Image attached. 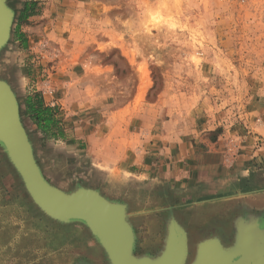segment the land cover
Segmentation results:
<instances>
[{"label":"rangeland","instance_id":"374dc122","mask_svg":"<svg viewBox=\"0 0 264 264\" xmlns=\"http://www.w3.org/2000/svg\"><path fill=\"white\" fill-rule=\"evenodd\" d=\"M6 2L14 19L0 51V79L22 114L25 97L40 93L63 130L61 138L45 136L20 115L43 176L63 191L91 188L125 204L135 255L158 252L169 217L187 233L189 260L198 228L227 218L230 205L264 215V132L249 127L264 105V0ZM24 2H35L36 14L19 23L15 14ZM43 40L44 51L37 46ZM47 77L58 105L38 89ZM137 85L134 114L113 116L134 100ZM125 117L136 143L141 123L154 126L150 146L166 130L181 134L184 125L190 134L204 129L214 141L234 124L232 136L223 137L225 171H185L182 162L160 166L154 176L150 167L103 168L89 150ZM94 241L82 224L52 222L32 204L0 147V264H107Z\"/></svg>","mask_w":264,"mask_h":264},{"label":"water","instance_id":"95a60500","mask_svg":"<svg viewBox=\"0 0 264 264\" xmlns=\"http://www.w3.org/2000/svg\"><path fill=\"white\" fill-rule=\"evenodd\" d=\"M13 19V10L6 0H0V51L9 41ZM0 147L32 204L49 220L60 224H82L105 253L108 264H116L118 256L115 249L121 240L119 211L125 207L127 212V206L109 200L95 189L80 186L66 192L45 179L21 122L17 98L10 85L1 79ZM168 222L183 233L188 247L185 229L173 217H169ZM167 238L168 233L161 245L163 249H159L154 256L135 255L132 252V255L126 256L127 263L139 264L137 259L142 264H166L170 255L166 250L168 242L171 246L170 241L166 242ZM188 255L189 250L183 264H188Z\"/></svg>","mask_w":264,"mask_h":264},{"label":"crops","instance_id":"0c3cea01","mask_svg":"<svg viewBox=\"0 0 264 264\" xmlns=\"http://www.w3.org/2000/svg\"><path fill=\"white\" fill-rule=\"evenodd\" d=\"M39 19L40 18H38V20ZM25 31L26 30H23L24 33ZM38 43L37 46L40 48H46L47 46V41L45 40ZM43 48L42 50L44 51L45 48ZM42 58H45L44 54H42ZM91 72H93V70H91ZM90 84L91 83H89L87 88L96 92L97 90L92 88ZM38 89L42 90L44 96L51 99L50 104L58 105V103L61 102L60 99L58 101L56 100L55 89L52 87V79L49 77L41 82ZM139 93L140 89L139 85H137L134 89V100L116 111L113 116H125L127 114L133 115L134 112L132 109L135 108V99L138 97ZM54 99L56 102H54ZM257 113L258 117L256 121L251 122L249 127L251 129L259 128L260 131L264 132V105L257 109ZM126 119V117L122 118V121H118L120 123L118 126H115L114 128L111 127V129L108 127L109 129H106V133L102 132L101 137H103H98L99 148L97 150H89L90 156L92 155L91 157L95 160L96 164L101 165L108 170L115 169L123 172H130L133 168H144L147 170L150 167V171L148 172L150 176H154L160 166L167 167L168 165H173V163L177 164L179 162H182L183 170L185 171L190 169V171H199L201 173L206 172L208 174H215L219 168L224 169L225 171V164H221L220 158L227 154L224 148L225 146L228 147L229 144H224L225 139H223V137H227V134L232 136L233 133L231 132L235 128H233L234 124L231 123L228 127H226V125L223 126V133L214 141L209 139L206 134H203L204 129H201L203 130L202 132L198 129L197 133L190 134L187 133L186 129L188 128L184 125V127L179 128V130L183 131L181 134H179L180 132L177 130H166L164 134L162 133V138L156 140L155 143H153V146H150V143L153 140L154 126H152V124L141 123L143 127L138 126L139 129L136 128V130H139L138 133L140 137V139H137L139 142L136 143V139L133 138L135 133L131 132V124L127 123ZM109 122V119L106 120V123ZM218 127L221 126L217 125L213 129L215 130ZM207 131L213 130L207 129ZM144 132L147 133L146 135L148 138H142ZM140 134L142 136H140ZM189 136L191 137V140L194 139L193 143L189 140ZM76 139L80 138L77 137ZM242 141L243 140L230 139V143L234 142L232 145L240 146ZM193 144L195 145V148ZM147 146H149V149H147ZM189 160H192L191 164L193 165L191 168L186 165V162ZM227 181L228 179L225 178L220 182L227 183Z\"/></svg>","mask_w":264,"mask_h":264},{"label":"bare ground","instance_id":"6f19581e","mask_svg":"<svg viewBox=\"0 0 264 264\" xmlns=\"http://www.w3.org/2000/svg\"><path fill=\"white\" fill-rule=\"evenodd\" d=\"M124 209L126 208L122 207L119 211L121 240L115 249L119 264H129L126 256L132 255L130 253L134 252L135 248L136 234L126 214L128 211ZM228 210L230 214L227 218L225 214L219 222L213 219L202 224L200 229L198 228L190 249L191 257L188 261H192L191 264H264V222L261 221L259 214L245 205H230ZM162 230L165 235L168 233L166 242L171 243V246L169 242L166 246V250L170 252L166 264H183L189 250L183 233L176 229L174 224L170 225L168 221ZM97 246L102 250L98 244ZM161 248L156 246L155 250L158 251ZM102 254L108 264L103 250ZM136 261L139 264L143 263L137 259Z\"/></svg>","mask_w":264,"mask_h":264},{"label":"trees","instance_id":"16d2710c","mask_svg":"<svg viewBox=\"0 0 264 264\" xmlns=\"http://www.w3.org/2000/svg\"><path fill=\"white\" fill-rule=\"evenodd\" d=\"M18 13L15 14L17 16L16 20L19 23L26 22L29 17L36 14V3L24 2ZM16 38L25 45L23 34L17 32ZM22 106L23 114L21 112L20 115L28 118L36 130L52 138L62 137L63 130L60 126V121L56 117V109L48 106L45 103V98L40 93L27 95L21 104Z\"/></svg>","mask_w":264,"mask_h":264},{"label":"flooded vegetation","instance_id":"af4514ba","mask_svg":"<svg viewBox=\"0 0 264 264\" xmlns=\"http://www.w3.org/2000/svg\"><path fill=\"white\" fill-rule=\"evenodd\" d=\"M262 217H263V218H262ZM262 217L260 216V219H261L262 222H264V215H263ZM134 231H135V229H134ZM135 234H136V233H135ZM135 246H136V245H135Z\"/></svg>","mask_w":264,"mask_h":264}]
</instances>
